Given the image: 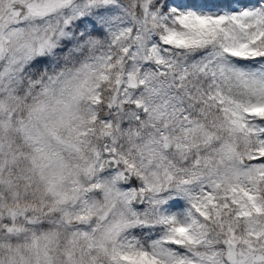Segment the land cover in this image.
<instances>
[{
	"label": "snow or ice",
	"instance_id": "obj_1",
	"mask_svg": "<svg viewBox=\"0 0 264 264\" xmlns=\"http://www.w3.org/2000/svg\"><path fill=\"white\" fill-rule=\"evenodd\" d=\"M0 264H264V0H0Z\"/></svg>",
	"mask_w": 264,
	"mask_h": 264
}]
</instances>
